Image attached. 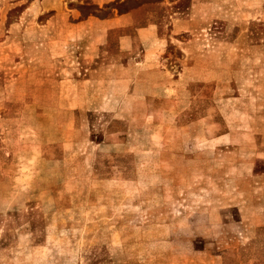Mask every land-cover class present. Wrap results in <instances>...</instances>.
<instances>
[{"label":"rangeland","instance_id":"obj_1","mask_svg":"<svg viewBox=\"0 0 264 264\" xmlns=\"http://www.w3.org/2000/svg\"><path fill=\"white\" fill-rule=\"evenodd\" d=\"M0 264H264V0H0Z\"/></svg>","mask_w":264,"mask_h":264}]
</instances>
